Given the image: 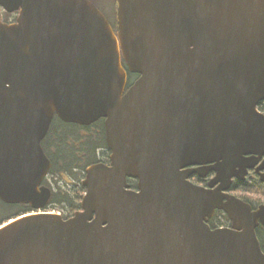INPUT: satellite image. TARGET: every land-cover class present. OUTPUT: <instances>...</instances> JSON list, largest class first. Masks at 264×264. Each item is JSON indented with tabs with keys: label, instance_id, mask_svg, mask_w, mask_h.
Listing matches in <instances>:
<instances>
[{
	"label": "water",
	"instance_id": "water-1",
	"mask_svg": "<svg viewBox=\"0 0 264 264\" xmlns=\"http://www.w3.org/2000/svg\"><path fill=\"white\" fill-rule=\"evenodd\" d=\"M0 7L16 13L0 18V200L47 206L54 117L103 120L110 152L72 216L0 227V264H264V204L229 192L253 169L264 183V0H116L113 28L90 0ZM215 210L231 227L208 226Z\"/></svg>",
	"mask_w": 264,
	"mask_h": 264
},
{
	"label": "trees",
	"instance_id": "trees-1",
	"mask_svg": "<svg viewBox=\"0 0 264 264\" xmlns=\"http://www.w3.org/2000/svg\"><path fill=\"white\" fill-rule=\"evenodd\" d=\"M14 20V17L10 19ZM112 23V22H111ZM114 24V22L112 23ZM137 78V75L128 73L127 85ZM258 110L264 113V101L258 105ZM48 134L42 140L44 154L51 163L49 177L53 179V184L47 186L52 190L49 203L46 207L52 211H58L63 218L72 216L80 207L81 197L85 192L82 186L85 168L93 163H108V151L104 142L103 120H98L89 126H79L69 124L53 118ZM102 153V154H101ZM128 184L134 186V180L128 181ZM263 185L256 175L249 173L245 181H234L232 191L242 194L261 193ZM249 202L247 198L240 197ZM254 208L257 203L250 202ZM60 209V210H55ZM0 220L6 222L11 218H16L22 214L30 212L27 205L20 204H1L0 202ZM3 217V218H2ZM214 220L219 225L229 224L228 218L220 211L215 212V216L209 223L214 226ZM264 229L257 232L260 240V246L264 251Z\"/></svg>",
	"mask_w": 264,
	"mask_h": 264
},
{
	"label": "rangeland",
	"instance_id": "rangeland-1",
	"mask_svg": "<svg viewBox=\"0 0 264 264\" xmlns=\"http://www.w3.org/2000/svg\"><path fill=\"white\" fill-rule=\"evenodd\" d=\"M94 1L103 10V12H104L105 16L107 17V19H109V21L112 22V23L115 22V20H116V18H115V11L116 10H115V7H114L115 6V0H94ZM0 12H1V19L3 21L4 20L5 21H11L10 19H12V17L15 16L14 13L6 14L1 7H0ZM106 151H108V150L106 149ZM108 155H109V153H108ZM53 179H51L48 176L47 183H50L52 185L53 182H54ZM262 185H263V187H262V190H261L262 192L261 193L242 194V193H239V192L232 191L233 192L232 194H234V195H236L238 197H245V198H247V200H249V202H252V203L264 204V184H262ZM55 210H60V209H55ZM47 211H51L52 212V209L51 208H47ZM60 211H62V210H60ZM0 213H2V212H0ZM259 231H261V229H259Z\"/></svg>",
	"mask_w": 264,
	"mask_h": 264
},
{
	"label": "flooded vegetation",
	"instance_id": "flooded-vegetation-1",
	"mask_svg": "<svg viewBox=\"0 0 264 264\" xmlns=\"http://www.w3.org/2000/svg\"><path fill=\"white\" fill-rule=\"evenodd\" d=\"M93 2H94V4L98 7V8H100L99 7V5H97L96 3H95V1L94 0H92ZM115 2H116V0H115ZM115 7V6H114ZM116 8V7H115ZM254 172V174L256 175V177L258 178V174L255 172V170L253 169V171H250V173H253ZM214 176V173L213 172H208V174H206L205 176H201V175H199L198 173H194V174H192L190 177H189V181L190 182H192V183H194V184H196L197 186L198 185H200V186H202V187H204V188H208V186H209V180L212 178ZM242 181H245L244 179L242 180ZM241 182V181H240ZM230 192H231V194L233 193L231 190H230ZM1 202V201H0ZM3 202H1V204H2ZM249 204H250V202H248ZM4 204V203H3ZM261 203H259V204H256L255 205V207L253 208L252 207V205L250 204V206H251V208H252V210H255L259 205H260ZM6 205V204H5ZM215 212H217V211H214L213 212V216L212 217H210V219H208V221H207V224H208V226H210L209 225V223L212 221V219L214 218V216H215ZM222 212V211H221ZM223 213V212H222ZM224 214V213H223ZM226 215V214H225ZM0 216H1V214H0ZM229 221V220H228ZM0 222H1V220H0ZM222 227H231V225H230V222H229V224L227 223L226 225H219L215 220H214V226H210V228H222ZM259 229H264V227L260 224L257 228H256V235H257V232H259ZM258 236V235H257ZM258 240H259V237H258ZM259 246H260V240H259ZM262 247V246H261ZM262 249V248H261ZM263 251V250H262ZM263 253H264V251H263Z\"/></svg>",
	"mask_w": 264,
	"mask_h": 264
}]
</instances>
